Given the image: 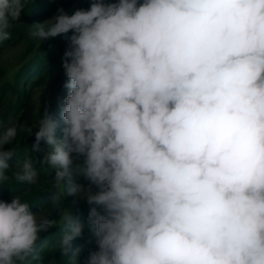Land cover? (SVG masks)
Here are the masks:
<instances>
[{"label":"clouds","instance_id":"obj_1","mask_svg":"<svg viewBox=\"0 0 264 264\" xmlns=\"http://www.w3.org/2000/svg\"><path fill=\"white\" fill-rule=\"evenodd\" d=\"M32 2L0 0V42ZM87 2L29 33L65 40L59 120L44 108L31 152L58 190L88 181L97 248L84 264H264V0ZM16 135L0 129V188L7 168L38 182L31 155L7 163ZM38 216L20 195L0 198V264L39 259L55 221ZM61 223L67 256L83 226L68 209Z\"/></svg>","mask_w":264,"mask_h":264},{"label":"trees","instance_id":"obj_2","mask_svg":"<svg viewBox=\"0 0 264 264\" xmlns=\"http://www.w3.org/2000/svg\"><path fill=\"white\" fill-rule=\"evenodd\" d=\"M60 7H63L71 14L77 8H88L89 3L87 0H33L32 3L26 5L22 19L27 22H34L39 19L52 17ZM8 31L10 35L14 34L12 29ZM46 43V41H40L35 50L32 47L29 49L24 55V60L21 62L22 65L13 79L0 81V96L4 92H11L17 97V101L13 102L9 107L10 114L22 105V98L25 99L22 91L23 83H26L32 74L42 73L45 69L53 66L60 68L59 56L52 55L49 49L45 47ZM54 44L62 45L57 38H54ZM0 78H2L1 70ZM65 79L66 77L64 76L59 85V90H63ZM52 104L55 107L58 105V101L55 100ZM6 117H4V114L0 115V128ZM34 139V133L22 131L17 133L16 137L5 148H10L14 152V155L7 161L10 167L14 166L17 160L22 162L28 155L33 157L34 161H36L34 167L38 173V182L35 184L17 182L15 170L12 168L4 169V175L8 179L3 181L2 188H0V198L10 201L13 195H20L23 200L30 203L32 212H40V216L54 220L55 224L47 232H42L40 239L36 242L35 250L39 255V259H34L30 255L25 261L17 262V264H73L72 253L77 248L81 249L78 261L83 262L89 251L97 248L95 237L88 222V212L91 206L86 199L76 203L73 197L74 194H66L65 188L58 190L54 186V170L41 162L43 153L36 154L31 152ZM42 147H45L43 142ZM65 183L67 186L68 180ZM65 209H68L71 213L73 224L81 223L83 226L82 236L71 242L67 256L62 255V251L58 246L60 235L67 230V226L61 223V217ZM40 216H38V222Z\"/></svg>","mask_w":264,"mask_h":264},{"label":"rangeland","instance_id":"obj_3","mask_svg":"<svg viewBox=\"0 0 264 264\" xmlns=\"http://www.w3.org/2000/svg\"><path fill=\"white\" fill-rule=\"evenodd\" d=\"M53 17V16H52ZM51 17L44 19H39L34 22H41L45 24V27L50 23ZM34 22H27L25 19L22 21L13 22L10 29L14 31L10 37L6 40L0 42V70L2 72V78L13 79L18 70L20 69L24 55L32 47L34 50L37 48L40 41L38 39L32 38L29 33L34 28ZM15 27V28H14ZM62 43V45L54 44V39L46 41L45 47H47L52 55H57L60 58V68L58 66H53L45 69L42 73L32 74L31 78L26 83H23L22 91L24 93V98H22V105L19 108L9 113L10 105L17 101L15 94L11 92H4L0 96V115L4 114L5 120H3L2 128H7L9 126L15 125L17 127V133L26 131L28 133H34L39 125L42 112L44 108L50 105L49 111L54 119L59 120V104L53 107L52 103L58 101V97L62 98L66 95L67 90H59V85L62 78L64 77V72L61 67V56L65 49V40L63 37H56ZM25 84H27L25 86ZM57 128V137L62 136L61 128ZM45 148L47 145H45ZM6 147V146H5ZM83 158L81 157V162ZM70 182L75 184H81L84 186L85 191L80 195L74 194V200L76 203H80L83 199H86L87 191L89 189L88 181H86L82 176H76L73 174L70 177ZM69 183V181H68ZM93 192L98 189L95 186H91ZM78 264H84V261H78Z\"/></svg>","mask_w":264,"mask_h":264}]
</instances>
